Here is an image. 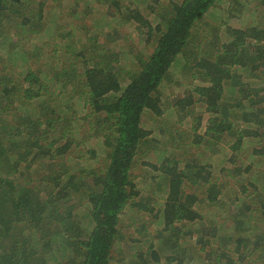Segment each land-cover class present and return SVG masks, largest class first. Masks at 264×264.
<instances>
[{
    "label": "trees",
    "instance_id": "trees-1",
    "mask_svg": "<svg viewBox=\"0 0 264 264\" xmlns=\"http://www.w3.org/2000/svg\"><path fill=\"white\" fill-rule=\"evenodd\" d=\"M49 1L0 0V264H122L113 254L124 239L127 208L151 213L162 243L138 249L127 264H264V225L252 221L264 222V192L257 200L247 194L224 220L203 225L204 205H224L210 163L195 156L153 163L165 181L158 208L139 199L132 180L138 147L151 136L143 115L162 114L160 88L178 66H189L200 82L173 107L200 102L208 115L194 143L213 148L223 142L234 161L248 153L245 142H255L249 153L264 158V21L245 27L221 22L212 30L217 51L191 66L185 48L192 29L224 0H149L146 10L139 7L143 0H59L69 14L94 15L90 27L79 29L66 21L50 26ZM256 1L264 11V0ZM119 25L135 28L147 44L154 41L134 69L121 65L118 42L106 40L118 35ZM46 45L57 62L35 72L31 58L39 60ZM17 91L28 101H18ZM75 98L86 108L81 118L93 131L88 138L77 137L70 125L81 119ZM199 119H192L193 129ZM177 138L173 150L181 145ZM47 164L50 173L37 179L35 166ZM240 186L245 194L247 185ZM250 187L264 191L254 182ZM74 195L84 204L72 203ZM130 224L141 237L150 225Z\"/></svg>",
    "mask_w": 264,
    "mask_h": 264
},
{
    "label": "rangeland",
    "instance_id": "rangeland-1",
    "mask_svg": "<svg viewBox=\"0 0 264 264\" xmlns=\"http://www.w3.org/2000/svg\"><path fill=\"white\" fill-rule=\"evenodd\" d=\"M143 1V3L138 4L141 9L146 10V1L149 0ZM161 1L167 2L170 0ZM58 2L59 0H50L49 3H47L48 5L45 6L49 9L47 10L49 11L48 13H53V19L48 21L50 26L58 25L59 23H56L58 21H66L67 23H71L77 29L82 27L81 25L83 24H86L89 27L91 26L94 15L84 16L83 14V18L80 17L82 15L79 13L75 14L73 12L69 14L59 7ZM258 4L259 3L256 0H224L211 12H209L204 19L199 20L192 29L190 41L187 43L188 45L185 48L187 58L192 59L193 61L191 66L194 65V61L196 63V58L206 56L207 58H210V54L217 51V40L213 38L212 30L215 26L217 27L220 25L221 22L225 21L231 25L241 27L254 24L256 21L259 24L262 23L264 21V11L260 10ZM144 13L146 12L144 11ZM149 17L154 19V16L151 17V14ZM93 29L95 28L93 27ZM109 31L110 30L106 32ZM115 31L118 35H115L114 33L111 36H107L106 40H116L118 42L117 45H115L120 48L118 51L122 53L123 60L121 59V65L123 67H127V69L136 68L138 56L146 52H151L154 47V41L147 44L145 36L140 34L135 28L129 26L119 25ZM77 37H79V35ZM49 42L52 43L53 41ZM63 44L64 43H61L58 46H62ZM27 45H24L23 49L28 47ZM52 48L53 47L50 45H46L40 54L41 57L39 60L31 58L29 63L31 65L29 66L30 69L39 73V70L43 72L49 68V66H52L54 63H56V54L54 51H52ZM181 59H183V56ZM18 63L21 65L18 68L25 70L28 69V67L23 66L22 62L19 60ZM18 68L15 70L19 71L20 69ZM189 68V66H178L172 68L170 78L163 82L160 88V97L162 100L163 109L162 114L157 116L150 112L143 115L142 126L149 130L151 136L147 141L145 139V141H143L138 147L137 156L135 158L132 171V180L140 191L139 199H147L150 202V205H154V208H158L162 207L163 205V200L161 197L163 193V187L165 186V181L160 177L159 172L151 167L153 163L159 165L161 160L166 156H175L178 159H190L195 156L202 162L210 163L212 166L213 175L216 178L215 180L222 189L221 197L223 198L222 200L224 205L222 206L220 203L216 206L204 205L202 207V212L206 215L205 219L202 220L204 225L210 222L211 218L213 217H215V220H224V218L229 215V213H232L235 205L241 206L243 202L248 199L246 196H248L247 194L249 193V198L255 200L258 199L256 194L259 192H264L263 189H259L257 193H252L250 184L251 182H254L258 187H264V178L262 177L263 175H260L261 173H259L264 171V158L261 156L258 157L257 155H251L249 153L251 147L256 145L255 142H252L251 145H249L248 142H245L244 145L249 147L248 153L247 151L239 152L237 159L234 161L229 159L232 152L226 148L227 144H224L223 142L216 144L213 148L208 145H196L194 143V140H198L199 136L204 134L203 130L205 129L208 117L207 112L204 110L203 104L197 102L193 105H190L187 109L181 110L174 108L172 105V103L177 99L183 98L184 95H186L188 89H192L194 85H197L200 82L196 77L192 78ZM24 71L19 74L22 79L26 75ZM17 92V97L20 95L18 101L24 100L23 103L28 101L29 97H27L21 91ZM74 102L76 110H78L79 114V116H77L81 118L84 115L86 108H84L82 102L79 99L75 98ZM41 114L43 118L45 111H43ZM196 116L200 117L199 125L196 129H193V127L196 125L192 122V119ZM53 118H56V116L53 115ZM70 125L74 129L77 128V132L75 133L77 137L80 136L82 138H88V135L93 133V131L89 129L87 119H78L75 125H72V120H70ZM177 137H179L182 142L181 145L177 146L176 150H173L171 146V140L178 139ZM231 143L232 139L230 138V144ZM236 167L241 169L239 173L240 175L238 174L235 178H232L229 175L234 173L233 169H236ZM248 168L250 170L244 173V171ZM50 171V166L48 164L44 166L38 165L37 167L35 166L33 173L38 179L44 174H49ZM258 173L260 177L258 176ZM242 183L247 185V191L245 194L239 192L241 187L240 185H243ZM71 200L72 203H78L80 201L83 205L85 199L80 195H74ZM2 202H0V207L3 206ZM255 219L256 218H254L252 221H258V226L260 225L259 223L264 225L263 220ZM121 220L124 239H122V241L117 244L118 251H115L113 256L115 259L123 257L124 262H122V264H127V261L132 253L140 248L149 246L150 242L154 241V243L158 242V244H160V238L156 239L155 237L158 236L157 229H160L161 226H156V223L153 222L154 219H151V213L147 211H137L135 208L134 210L127 208L122 214ZM129 223H134L138 226L145 223H150V225L148 226L147 234L141 237V234H137V231L134 228L135 226H131ZM188 225L189 224H187V226ZM45 228L46 227L43 226V229ZM261 229L263 230L264 226H262ZM134 236L136 239L141 237L140 241H136V243L132 242L131 237ZM190 244L191 243H189V245Z\"/></svg>",
    "mask_w": 264,
    "mask_h": 264
}]
</instances>
